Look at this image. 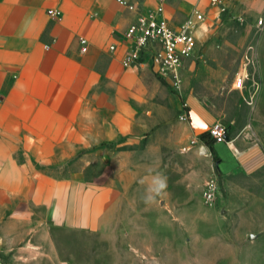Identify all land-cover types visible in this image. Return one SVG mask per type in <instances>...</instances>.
Listing matches in <instances>:
<instances>
[{"label": "crops", "instance_id": "0c3cea01", "mask_svg": "<svg viewBox=\"0 0 264 264\" xmlns=\"http://www.w3.org/2000/svg\"><path fill=\"white\" fill-rule=\"evenodd\" d=\"M209 2L174 0L167 13L183 20L195 6L208 10ZM227 2L250 8L259 0ZM134 18L119 0H0V228L10 238L22 237L28 249L41 246L42 239L54 244L56 233L65 235L75 251L83 237L101 231L112 237V210L141 171L126 157L141 156L142 150L120 152L108 177H89L77 169L57 175L54 168L79 157L82 149L120 138L136 143L150 133L148 148L157 150L159 86L143 69L122 64L123 32ZM80 38L88 42L84 53ZM228 147L237 166L225 174L244 165L231 143ZM144 218L152 231L174 232L172 215ZM202 221V236L226 237L222 230L211 234ZM243 235L238 234L245 242ZM249 236L252 244L223 250L215 260L251 263L255 258L249 254L261 235Z\"/></svg>", "mask_w": 264, "mask_h": 264}, {"label": "rangeland", "instance_id": "374dc122", "mask_svg": "<svg viewBox=\"0 0 264 264\" xmlns=\"http://www.w3.org/2000/svg\"><path fill=\"white\" fill-rule=\"evenodd\" d=\"M263 3L259 0L250 8L229 5L219 17L207 3L211 10L197 33L195 53L180 68L179 88L143 69L158 84L162 99L157 150L148 148L150 133L136 143L120 138L93 150L82 149L79 157L54 168L57 175L77 169L89 177H108L120 161V152L142 150L141 156L126 157L141 171L112 210V237L102 231L83 237L75 251L65 235L56 233L54 244L42 239L41 246L28 249L22 237L10 238L0 228V264H236L215 258L223 250L252 244L249 234L255 240L261 235L258 246L251 249L249 257L255 259L249 264H264ZM184 112L187 122L181 119ZM215 123L224 126L244 160L243 167L232 173L225 174L237 166L228 143L214 145L209 136L200 138ZM202 146L209 150L206 155ZM212 180L217 192L210 202L205 192ZM147 214L172 215L174 232L166 236L160 228L150 230L144 220ZM204 219L211 234L222 230L226 237L202 236ZM238 234H244L245 242Z\"/></svg>", "mask_w": 264, "mask_h": 264}, {"label": "built area", "instance_id": "2783aa9c", "mask_svg": "<svg viewBox=\"0 0 264 264\" xmlns=\"http://www.w3.org/2000/svg\"><path fill=\"white\" fill-rule=\"evenodd\" d=\"M119 1L135 16L122 36L127 44L122 58L123 66L147 68L156 76L168 80L175 88H179L180 68L185 60L195 53L198 45L197 33L211 9L195 7L184 20L174 24L167 13L168 5L174 0H149L145 5H136L125 0ZM210 3L216 8L218 17L228 11L227 0H210ZM50 13L56 15L55 11ZM262 23L263 19L259 21L260 25ZM79 41L81 52H86L87 40L80 38ZM109 48L111 51L117 50L115 44H111ZM239 83H242V80H239ZM181 119L188 121V113H182ZM208 133L214 143H230L227 141L228 135L221 123L213 124ZM216 192L217 184L215 180H212L205 192L206 200L213 201L216 198Z\"/></svg>", "mask_w": 264, "mask_h": 264}, {"label": "bare ground", "instance_id": "6f19581e", "mask_svg": "<svg viewBox=\"0 0 264 264\" xmlns=\"http://www.w3.org/2000/svg\"><path fill=\"white\" fill-rule=\"evenodd\" d=\"M202 147H203V149L201 148V152L203 150V153L202 154H205L206 155L208 153V149L205 146H202ZM234 149L238 152V150L236 148H234Z\"/></svg>", "mask_w": 264, "mask_h": 264}, {"label": "trees", "instance_id": "16d2710c", "mask_svg": "<svg viewBox=\"0 0 264 264\" xmlns=\"http://www.w3.org/2000/svg\"><path fill=\"white\" fill-rule=\"evenodd\" d=\"M209 136V133L208 134H201L200 135V138L202 139V140H204L205 138H207ZM211 139V138H210ZM211 143H214V141L211 139Z\"/></svg>", "mask_w": 264, "mask_h": 264}, {"label": "clouds", "instance_id": "9594fccd", "mask_svg": "<svg viewBox=\"0 0 264 264\" xmlns=\"http://www.w3.org/2000/svg\"><path fill=\"white\" fill-rule=\"evenodd\" d=\"M163 186H164V184H163V182L161 181V182H160V187H163Z\"/></svg>", "mask_w": 264, "mask_h": 264}, {"label": "water", "instance_id": "95a60500", "mask_svg": "<svg viewBox=\"0 0 264 264\" xmlns=\"http://www.w3.org/2000/svg\"><path fill=\"white\" fill-rule=\"evenodd\" d=\"M227 141H230V138L229 137H227Z\"/></svg>", "mask_w": 264, "mask_h": 264}]
</instances>
